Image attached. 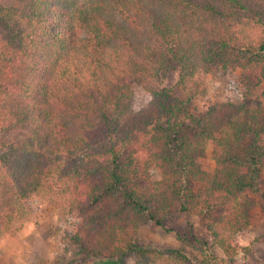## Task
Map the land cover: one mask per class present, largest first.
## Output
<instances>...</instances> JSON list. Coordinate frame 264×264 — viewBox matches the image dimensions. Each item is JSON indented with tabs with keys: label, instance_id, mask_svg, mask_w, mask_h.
Segmentation results:
<instances>
[{
	"label": "trees",
	"instance_id": "trees-1",
	"mask_svg": "<svg viewBox=\"0 0 264 264\" xmlns=\"http://www.w3.org/2000/svg\"><path fill=\"white\" fill-rule=\"evenodd\" d=\"M221 69L264 82V0H0V132H20L0 154V237L43 195L87 257L117 264L144 221L181 212L233 255L223 234L250 225L243 193L264 174V90L191 113L199 71ZM136 84L152 91L140 111Z\"/></svg>",
	"mask_w": 264,
	"mask_h": 264
},
{
	"label": "rangeland",
	"instance_id": "rangeland-1",
	"mask_svg": "<svg viewBox=\"0 0 264 264\" xmlns=\"http://www.w3.org/2000/svg\"><path fill=\"white\" fill-rule=\"evenodd\" d=\"M198 76L203 90L188 107L196 115L203 114L216 103L244 102L252 106L264 90V82L248 86L242 69H221L207 74L199 71ZM177 78L178 71L173 69L163 81L171 86ZM134 87L132 106L140 111L150 102L152 91L137 84ZM18 137V131L0 132V154L5 151L3 142ZM248 137L245 144H248ZM213 157V143L209 142L205 153L197 158L201 166L210 171L216 165ZM189 184L194 189L201 187L196 182ZM258 186V191L246 189L243 193L248 199L250 225L242 231L223 234L231 247L233 255L230 257L207 228L206 219L181 212L164 219L162 225L144 221L136 235L137 250L116 254L113 260L117 264H264V174ZM49 198L39 195L29 200L26 215L16 218L0 237V264H112L102 257L84 256L75 248L70 238L75 231L71 224L73 219ZM213 255L219 260H214Z\"/></svg>",
	"mask_w": 264,
	"mask_h": 264
}]
</instances>
